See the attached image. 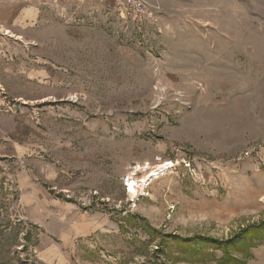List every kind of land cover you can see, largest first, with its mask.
I'll return each instance as SVG.
<instances>
[{
  "label": "rangeland",
  "instance_id": "obj_1",
  "mask_svg": "<svg viewBox=\"0 0 264 264\" xmlns=\"http://www.w3.org/2000/svg\"><path fill=\"white\" fill-rule=\"evenodd\" d=\"M0 112L39 135L0 157V264H264V239L227 246L264 222V0H166L140 26L0 0ZM167 162L131 200L130 168Z\"/></svg>",
  "mask_w": 264,
  "mask_h": 264
},
{
  "label": "crops",
  "instance_id": "obj_2",
  "mask_svg": "<svg viewBox=\"0 0 264 264\" xmlns=\"http://www.w3.org/2000/svg\"><path fill=\"white\" fill-rule=\"evenodd\" d=\"M78 3H98L104 1L110 3L115 0H74ZM98 1V2H97ZM116 2V1H115ZM10 70V68L8 69ZM15 67L11 69L14 71ZM37 70V69H36ZM32 68H28L26 65L23 68L24 75L30 74L28 77L32 78ZM47 72H36L37 77H47ZM25 97V96H24ZM26 97L23 99L25 100ZM32 123V124H31ZM37 128V127H36ZM35 126L31 122L29 116L24 115H13L4 112H0V157L21 159L26 156H30L37 152L39 140L38 134H35ZM84 233V232H83ZM55 255V249H53ZM52 251V253H53ZM48 254V253H47ZM52 255V254H51ZM63 255V254H62ZM47 256V255H46Z\"/></svg>",
  "mask_w": 264,
  "mask_h": 264
},
{
  "label": "built area",
  "instance_id": "obj_3",
  "mask_svg": "<svg viewBox=\"0 0 264 264\" xmlns=\"http://www.w3.org/2000/svg\"><path fill=\"white\" fill-rule=\"evenodd\" d=\"M118 12L123 21L132 25H143L149 19H155L163 12L166 0H115ZM128 190V189H127Z\"/></svg>",
  "mask_w": 264,
  "mask_h": 264
},
{
  "label": "trees",
  "instance_id": "obj_4",
  "mask_svg": "<svg viewBox=\"0 0 264 264\" xmlns=\"http://www.w3.org/2000/svg\"><path fill=\"white\" fill-rule=\"evenodd\" d=\"M172 239V238H171ZM264 239V222L253 224L251 226H248L245 228V230H242L241 233L237 234L232 239V244L230 242L227 244V246H234L240 243H246L248 242L250 246L254 245L255 241H261ZM171 241L172 244H177V246L184 250L186 253L187 251H195L196 248L190 243L191 241H187L186 239H181L179 237H174ZM170 244V245H172ZM220 264H245L242 260L235 258L233 255H231L228 248L224 249L223 255L220 259Z\"/></svg>",
  "mask_w": 264,
  "mask_h": 264
},
{
  "label": "bare ground",
  "instance_id": "obj_5",
  "mask_svg": "<svg viewBox=\"0 0 264 264\" xmlns=\"http://www.w3.org/2000/svg\"><path fill=\"white\" fill-rule=\"evenodd\" d=\"M2 31L7 34L11 33L9 31L7 32L5 29ZM171 167V162L156 164L154 167L146 169L140 177H137L134 167H131V172H129L126 181V187L129 188V198L131 200H136L139 197H143L145 190L151 185L154 179L161 177L162 174L170 170Z\"/></svg>",
  "mask_w": 264,
  "mask_h": 264
}]
</instances>
